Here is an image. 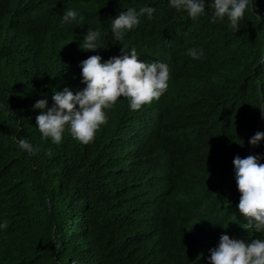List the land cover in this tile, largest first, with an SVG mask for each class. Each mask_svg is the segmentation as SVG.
Here are the masks:
<instances>
[{
    "label": "trees",
    "instance_id": "1",
    "mask_svg": "<svg viewBox=\"0 0 264 264\" xmlns=\"http://www.w3.org/2000/svg\"><path fill=\"white\" fill-rule=\"evenodd\" d=\"M146 4L152 18L116 41L112 18ZM68 9L82 25L62 22ZM213 11L193 20L168 0H0V264H209L222 234L264 238L242 226L233 166L264 157V138L249 143L264 133V0L237 31ZM88 29L103 47L82 49ZM124 46L169 64L165 94L139 110L118 98L89 144L67 131L61 144L43 139L36 101L82 89L80 62Z\"/></svg>",
    "mask_w": 264,
    "mask_h": 264
},
{
    "label": "clouds",
    "instance_id": "2",
    "mask_svg": "<svg viewBox=\"0 0 264 264\" xmlns=\"http://www.w3.org/2000/svg\"><path fill=\"white\" fill-rule=\"evenodd\" d=\"M177 11H186L193 20L205 14L206 7L213 9L212 19L224 21L235 31L241 27L246 11L253 5V0H168ZM255 3L252 10L255 8ZM156 9L144 5L137 9L128 7L112 18L111 31L114 39L120 41L131 29L140 24L141 16L147 14L151 19ZM259 21L261 17L256 15ZM65 24L82 25L83 17L75 9H68L63 17ZM104 45L101 43L100 30L88 29L83 40L84 50H96ZM194 59L204 56L203 49L196 47L187 50ZM135 48L126 50L122 47L121 54L102 60L94 54L80 62L82 69V89L73 91L70 87L53 90L51 107L47 96L36 101L34 109L41 110L36 117L37 127L43 139H50L54 144L63 142L65 132L83 144L94 141L97 132L108 122L107 110L114 107L118 98L129 101L131 110H139L145 104L165 94L169 88L171 69L169 64L156 60L141 61ZM264 133L256 132L249 140L257 144ZM19 148L36 155L40 149L28 138L17 140ZM51 155V150L48 152ZM264 159L260 154L248 155L233 159L235 180L241 193L238 211L246 218L244 228L255 233L264 234ZM6 221L0 222V230L7 229ZM209 264H264V238L237 239L222 234L216 247L211 248ZM75 264V262H74Z\"/></svg>",
    "mask_w": 264,
    "mask_h": 264
}]
</instances>
